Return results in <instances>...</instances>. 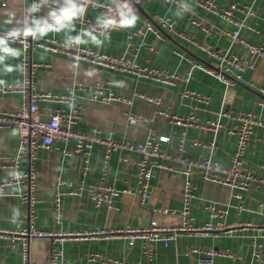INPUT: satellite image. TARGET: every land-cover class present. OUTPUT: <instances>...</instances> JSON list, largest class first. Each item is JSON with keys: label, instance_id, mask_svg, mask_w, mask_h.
Listing matches in <instances>:
<instances>
[{"label": "crops", "instance_id": "crops-1", "mask_svg": "<svg viewBox=\"0 0 264 264\" xmlns=\"http://www.w3.org/2000/svg\"><path fill=\"white\" fill-rule=\"evenodd\" d=\"M185 7L178 10L164 0H141L142 10L151 18H168L175 23L177 31H182L200 43L214 48H229L239 59L249 61L245 50L220 31L231 32L237 28L234 21L204 11L196 4L200 0H179ZM218 7L226 8L231 4L239 5L233 11L235 21H243L245 27L239 32L247 42L264 47V1L261 0H210ZM96 3L110 5L112 11L105 12L100 7H87L85 16L90 19H103L111 28L106 36L100 37L89 26L77 23L74 19L81 14V7L74 0H7L0 7V30L5 36L0 39V88L20 77L19 59L21 44L11 36L31 33L38 41L57 40L75 41L91 46L101 52L118 55L125 51L136 52L131 56L141 67L164 70L176 76L171 84L150 78L137 77L129 72L113 70L88 61L76 60L62 53H53L45 47H35L31 51V60L37 64L34 74L37 92L67 95L73 89L78 97L75 106L78 117L72 127L78 131H90L97 128L104 135L130 143L142 142L148 135H164L168 140L161 143V149L172 152L182 134H184V156L190 160H200L212 156L222 165H228L235 148L236 135L228 132L234 121L221 118L222 129L215 133L200 126L174 124L164 116H157L162 110L169 115L196 117L199 124L214 119L220 108L233 112H255L264 114V106L257 103L258 88L264 81V54L251 60L252 67L240 72V79L225 83L214 74L197 67L177 55L178 47L187 49L194 60L203 59L208 65L217 61L203 53L186 40L170 35L177 42L163 35L157 39L151 32L143 37L132 34L146 19L144 14L128 0H95ZM250 6L251 9H242ZM203 19V24L212 25L210 32H203L192 23ZM251 27L248 29L247 27ZM144 41L142 47L138 42ZM153 46L150 51L148 46ZM200 62V61H199ZM203 63V62H202ZM188 76L187 81L185 78ZM237 72H233L235 76ZM78 83L100 84L106 92H112L119 100L105 103L92 101L83 96L76 88ZM188 92L204 97L199 100ZM143 97L159 99L160 104ZM22 101L20 93L0 91V111L15 110ZM44 108L62 107L70 111L67 104L42 102ZM133 112L142 116V120L128 124L126 113ZM201 145H193V141ZM18 147V131L15 128L0 129V158L13 156ZM139 157L136 152L116 151L105 161L104 148L95 145L90 152L91 169L85 176L81 173L82 158L79 155L64 156L54 145L48 149L39 148L35 162V203L34 226L51 233L64 231L91 232L99 229H115L125 226L143 227L151 219L160 225H180L184 221L181 214L184 176L175 171L156 169L150 182V197L147 206L139 204L138 185L135 179V164ZM177 166L176 164H174ZM244 167L260 178L264 177V126H257L244 156ZM26 165L21 163L17 169L0 167V182L8 180L15 171L24 172ZM112 184L121 192L112 201V207L103 203L96 207L83 192L69 195L64 185L58 181L78 183L84 180L85 186L100 180ZM195 198L190 203L193 221L203 225L209 220L207 203H216L217 207H228V213L221 222L230 225V232H207L198 234L180 233L167 246L154 245L150 264H195L199 254H188L190 248L226 249L235 255L234 259L217 257L214 264H264L251 259L250 242L257 235L256 227L264 223V214L259 205L264 206V185L252 184L244 193L243 209L238 213L237 200L232 190L225 185L203 180L195 173L193 176ZM16 185H7L0 193V230L12 232L27 225V207L17 197ZM60 195V218L55 220L54 202ZM168 209V213L153 211ZM239 224H250L239 226ZM11 234L0 233V264H23L21 240L10 241ZM56 236L35 237L29 240V259L37 264H46L52 248L61 252L63 264H104L90 260L92 255L103 259H118L125 264L145 263L141 242L128 246L126 240L103 239L98 236L65 237L60 243ZM264 244V239H259Z\"/></svg>", "mask_w": 264, "mask_h": 264}, {"label": "built area", "instance_id": "built-area-1", "mask_svg": "<svg viewBox=\"0 0 264 264\" xmlns=\"http://www.w3.org/2000/svg\"><path fill=\"white\" fill-rule=\"evenodd\" d=\"M7 0H0V7L6 4ZM81 7V14L74 17L77 23L89 26V28L100 37L106 36L110 27L103 19H90L85 16L87 7H100L106 13L112 11L110 5L96 3L95 0H74ZM166 3L173 5L178 10H183L185 5L179 0H164ZM264 1V0H261ZM196 4L204 9V11L213 15L226 18L228 21H234L237 28L231 32L221 30L222 34L230 38L231 43L240 45L250 58L239 59L235 54L229 51V48H214L212 45L203 44L190 37L182 31H177L175 23L168 18L156 17L151 18L152 21L145 19L144 22L132 33L127 34L128 37L140 36L143 37L146 32H151L157 39L163 38V32L169 35H175L182 38L190 44L197 47L203 53L217 61L216 65H208L197 61L188 54L186 55L178 47L174 52L180 57H184L189 63L190 68L197 67L203 71L214 74L218 79L225 83H233L240 79V72L246 68H251V60L255 57L264 54L262 45H255L247 42L240 35V28L245 27L243 21H235L233 11L239 5L231 4L229 7L221 8L210 0L196 1ZM242 9L250 10V6H242ZM264 20V17H263ZM161 29L156 27L154 23ZM193 24L199 27L203 32H210L212 25L203 24V19L199 21L193 20ZM251 29V27H247ZM5 32L0 30V39L5 36ZM12 40H16L21 44L19 73L20 77L16 81L4 85L0 91L20 93L22 101L19 106L12 111H0V129L15 128L18 131V147L16 153L11 157L0 158V167H11L17 169L21 163L26 165L24 172L15 171L14 174L6 181L0 182V193L4 191L7 185H16L18 188L17 197L27 207V225L17 231L7 232L0 230V233L11 234L10 241L21 240L23 264H37L29 259L28 243L29 240L35 237L56 236V242L60 243L65 237L79 236H98L103 239L122 238L126 240L128 246H132L136 241L141 242L142 253L146 258L145 263L150 264L153 257L154 245L162 243L167 246L170 241L174 240L176 235L180 233L187 234H202L207 232H230L232 226L225 225L221 222L228 213V207H217L216 203H207L206 208L209 211V220L203 225L196 224L190 214V203L195 198L193 176L198 173L203 180L218 183L228 186L232 190V196L237 200L235 208L239 213L243 207L244 193L247 192L251 185H264V177L258 178L253 171L244 167V156L248 145L252 139V133L255 127L264 126V114L260 115L255 112H233L226 111L220 108L214 119L207 120L204 124H199L196 117L190 114L188 117H179L169 115L165 111L157 110V116H164L174 124L200 126L212 130L214 133L218 129L223 128L221 118L227 117L234 121V124L228 132L236 135L235 148L230 156L228 165H222L212 156L200 160H190L184 156V134H182L179 143L172 152L161 149V143L168 140V137L160 135H148L142 142L130 143L124 140H117L112 135H104L100 129L92 128L90 131H78L72 127L73 122L78 117V110L75 103L78 101L73 89L67 95L50 94L48 92H37L35 89L34 74L37 64L31 60V51L35 47H45L53 53H62L69 55L76 60L88 61L91 64L104 66L113 70L129 72L137 77L150 78L166 84L174 82L176 76L174 73H169L159 69H149L141 67L135 62L131 56H136V52L125 51L118 55H111L94 49L91 46L81 45L75 41L63 42L55 40L38 41L31 33H23L17 36H11ZM144 41L140 40L137 47H142ZM150 51L154 50L153 46H148ZM233 72H237L232 76ZM189 73L185 78L187 81ZM77 90L92 101H100L110 103L119 100V97L114 93L106 92L105 88L100 84L87 85L83 83L77 84ZM264 96V81L258 88V91ZM186 96L193 95L196 99H203L194 92L184 94ZM153 102L156 105L160 104L159 99L143 97ZM57 102L67 104L70 111H66L62 107L44 108L42 102ZM206 101V100H204ZM260 107L264 106V99L259 97L258 103ZM142 116L133 113H126L128 124H134L142 120ZM56 146L64 156L79 155L82 158L81 173L83 176L90 171V152L95 145L101 146L105 151V161L109 159L111 154L116 151L136 152L139 157L135 164V179L138 185V193L140 196L139 204L147 206V201L150 197V182L156 169L167 171H175L184 176V184L182 190V209L181 214L184 216V221L180 225H160L155 220L151 219L148 225L143 227L125 226L115 229H95L91 232H74L64 231L59 233H51L39 229L34 226L35 203L33 193L35 191V162L36 152L39 148L48 149ZM193 145H201L198 141H193ZM176 164L177 166H175ZM58 185H64L69 195H80L83 192L87 194L92 203L99 207L105 203L108 207H112V201L124 190H120L112 184H107L103 179L95 184L85 186L84 180L78 183L71 181H58ZM55 220L60 218V195L56 194L55 202ZM155 212L168 213L173 212L168 209H154ZM259 212L264 214V206L259 205ZM250 224H239V226H249ZM257 235L253 236L250 242L251 259L254 262H259L264 257V244L259 239H264V223L256 227ZM199 254L195 264H214L217 257L234 259L235 255L226 249H218L214 247L208 248H190L188 254ZM90 260L100 261L104 264H125L118 259H103L99 255H92ZM46 264H63L61 252L52 248L49 254V259Z\"/></svg>", "mask_w": 264, "mask_h": 264}, {"label": "water", "instance_id": "water-1", "mask_svg": "<svg viewBox=\"0 0 264 264\" xmlns=\"http://www.w3.org/2000/svg\"><path fill=\"white\" fill-rule=\"evenodd\" d=\"M133 6H135L139 11H141L143 14H144V16H145V18L146 19H148V20H150V21H152V19H151V17L149 16V15H146V13L142 10V8H141V6H140V2H141V0H128ZM154 23V22H153ZM154 25L156 26V27H158L157 25H156V23H154ZM159 28V27H158ZM160 29V28H159ZM160 31H161V29H160ZM162 33H163V35L165 36V37H168L170 40H172L174 43H176V45H179L177 42H175L172 38H171V36L169 35V34H167V33H165V32H163V31H161ZM179 47L180 48H182L180 45H179ZM185 52H187V53H190L187 49H184V48H182ZM191 54V53H190ZM200 62H203V63H206L203 59H198ZM256 94L259 96V97H261V98H263L264 99V96H262L259 92H256Z\"/></svg>", "mask_w": 264, "mask_h": 264}]
</instances>
